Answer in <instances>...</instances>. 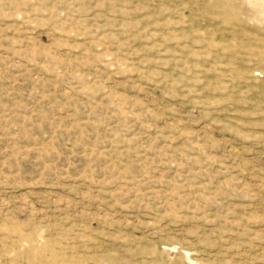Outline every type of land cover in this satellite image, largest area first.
<instances>
[{
	"label": "rangeland",
	"instance_id": "1",
	"mask_svg": "<svg viewBox=\"0 0 264 264\" xmlns=\"http://www.w3.org/2000/svg\"><path fill=\"white\" fill-rule=\"evenodd\" d=\"M0 264H264V0H0Z\"/></svg>",
	"mask_w": 264,
	"mask_h": 264
}]
</instances>
